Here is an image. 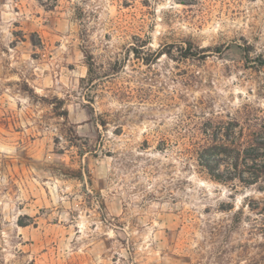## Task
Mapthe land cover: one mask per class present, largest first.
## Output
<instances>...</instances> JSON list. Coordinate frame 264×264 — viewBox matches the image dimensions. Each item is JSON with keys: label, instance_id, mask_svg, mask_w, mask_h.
I'll list each match as a JSON object with an SVG mask.
<instances>
[{"label": "rangeland", "instance_id": "374dc122", "mask_svg": "<svg viewBox=\"0 0 264 264\" xmlns=\"http://www.w3.org/2000/svg\"><path fill=\"white\" fill-rule=\"evenodd\" d=\"M219 127L264 132V0H0V264H254L264 194L195 157Z\"/></svg>", "mask_w": 264, "mask_h": 264}, {"label": "trees", "instance_id": "16d2710c", "mask_svg": "<svg viewBox=\"0 0 264 264\" xmlns=\"http://www.w3.org/2000/svg\"><path fill=\"white\" fill-rule=\"evenodd\" d=\"M143 46H145V44ZM188 51L189 50L184 51L182 56L183 59L188 58ZM134 53H136L138 58L137 50H134ZM163 53L162 50L159 51L156 54V58ZM82 54L87 76L82 78L81 82L92 84L99 79L95 71L93 56L86 50H83ZM142 61L146 65L150 64L147 58H142ZM25 89L28 90V88ZM45 101H47L56 117L63 118L67 121L68 113L67 110L63 108L64 101L62 99L52 98L51 100ZM232 125H237V123L233 122ZM229 129H232V127L230 126ZM206 131L210 132L209 135L205 134L206 137L204 138V142L207 143V145L198 150L194 149V152L195 157L206 170L210 179L220 184L238 180L244 187L256 186L257 191L264 194V132L260 133L259 130H256L245 142L239 144L240 148L232 149L231 147L224 146V143H222V140L233 136L229 134V131H226L224 135L219 134L221 131L220 127L212 131L206 129ZM262 131H264V128H262ZM221 165H225V171L219 170V166ZM253 201L254 206H250V208L256 212L257 216L256 235L260 239H264V196L259 200ZM247 207H249V205ZM242 211L243 207L238 208V211L233 215V222L238 219ZM255 246L258 253L253 258V262H255L254 264H264V241L257 242Z\"/></svg>", "mask_w": 264, "mask_h": 264}]
</instances>
